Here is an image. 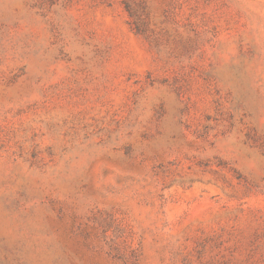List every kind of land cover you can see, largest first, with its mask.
<instances>
[{"label":"rangeland","instance_id":"1","mask_svg":"<svg viewBox=\"0 0 264 264\" xmlns=\"http://www.w3.org/2000/svg\"><path fill=\"white\" fill-rule=\"evenodd\" d=\"M0 264H264V0H0Z\"/></svg>","mask_w":264,"mask_h":264}]
</instances>
